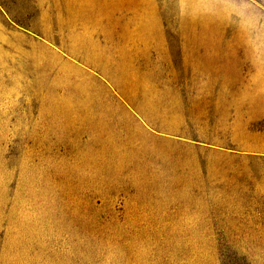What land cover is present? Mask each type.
<instances>
[{"label": "rangeland", "instance_id": "1", "mask_svg": "<svg viewBox=\"0 0 264 264\" xmlns=\"http://www.w3.org/2000/svg\"><path fill=\"white\" fill-rule=\"evenodd\" d=\"M0 264H264V0H0Z\"/></svg>", "mask_w": 264, "mask_h": 264}, {"label": "bare ground", "instance_id": "2", "mask_svg": "<svg viewBox=\"0 0 264 264\" xmlns=\"http://www.w3.org/2000/svg\"><path fill=\"white\" fill-rule=\"evenodd\" d=\"M71 14H72V13H71ZM69 23H70V22H69ZM77 70H78V69H77ZM61 72H62V71H61ZM74 72H75V71H74ZM76 72H77V71H76ZM78 74H79V73H78ZM82 74H83V73H82ZM82 74H81V75H82ZM76 75H77V74H76ZM73 76H74V75H73ZM77 76H79V75H77ZM46 77H47V76H46ZM60 77H61V76H60ZM62 77H64V75H63ZM65 77H66V76H65ZM70 78H71V77H70ZM78 78H79V77H78ZM52 79H54V78H52ZM64 80H66V78H65ZM70 80H72V79H70ZM77 80H78V79H77ZM77 80H76V81H77ZM83 80H86V78H85V79L83 78ZM42 81H43V80H42ZM79 81H80V80H79ZM87 81H88V79H87ZM14 82H15V81H14ZM14 82H13V83H14ZM57 82H58V81H57ZM66 82H67V80H66ZM70 82H71V81H70ZM70 82H68V83L70 84ZM83 82L85 83L86 81H83ZM87 83H88V82H87ZM75 84H76V83H75ZM78 84H80V83L78 82ZM81 84H83V83L81 82ZM43 85H45V84H43ZM85 85H87V84H85ZM85 85H83V86L85 87ZM39 86H40V85H39ZM63 86H64V85H63ZM66 86H67V84H66ZM75 86H76V85H75ZM87 86H88V85H87ZM91 86H93V85L91 84ZM78 87H79V85H78ZM84 87H83V88H84ZM42 88H43V87H42ZM83 88H82V87H81V88H76V89H72L71 91H69V90H68L69 88H67V92H69V94L71 95L70 99H71V98H74V99L77 101V100H79V99L81 100V99L85 98V97H83V96L86 95V94H88V93H90V92H88V90L85 91V89H84V91H83ZM90 89H91V88H90ZM94 89H95V88H94ZM24 90H25V89H24ZM28 90H29V89H28ZM32 90H33V89H32ZM76 90H78V91L76 92ZM91 90H92V89H91ZM92 91H93V90H92ZM94 91H96V90H94ZM92 93H93V92H92ZM49 94H50V93H49ZM51 94H52V93H51ZM90 94H91V93H90ZM97 94H98V93H97ZM53 96H55V95L53 94ZM88 96H89V95H88ZM93 96H94V95H93ZM96 96H98V95H96ZM50 97H52V96H50ZM48 98H49V97H48ZM59 98H60V97H59ZM86 98H87V96H86ZM86 98H85V100H84V99L81 100V102L83 103V101H86ZM90 98H92V97H90ZM94 98H95V96H94ZM98 98H99V96H98ZM54 99H55V98H54ZM57 99H58V98H57ZM57 99H56V100H57ZM60 99H61V100H60ZM60 99H59L58 102H55L58 106L54 103V101H56V100H53L52 98H49L48 100H46V103H43V105H45V107H47V109H48V107H50L49 110L47 111L48 114H51V115H52V113H53V115H54V114H57V113H56L57 111H58V112H60L59 110L64 111V110H65V107H69V103H68L66 100H64V99H62V98H60ZM65 99H67V98H65ZM87 99H88V98H87ZM100 100H101V99H100ZM95 101H96V100H95ZM98 101H99V99H98ZM78 102H79V101H78ZM88 102H89V101H88ZM91 102H92V101H91ZM91 102H90V103H91ZM53 104H54V105H53ZM76 104H77V103H76ZM92 104H93V103H92ZM92 104H90V106H91ZM99 104H101L100 101H99ZM78 105H79V104H78ZM78 105H77V106H78ZM84 105H85V104H84ZM84 105H82V107H83ZM90 106H89V107H90ZM94 106H95V105H94ZM97 106H98V105H97ZM59 107H64V108H59ZM74 107H75V106H74ZM78 107H79V106H78ZM86 107H87V106H86ZM86 107H85V108H86ZM89 107H88V108H89ZM91 107H92V106H91ZM99 107H100V106H99ZM88 108H86V109H88ZM93 108H94V107H93ZM94 109L97 110L96 107H95ZM100 109H101V108H100ZM80 110H83V109L81 108ZM88 110H89V109H88ZM88 110H87V111H88ZM104 110H105V109H104ZM104 110H103V111H104ZM66 111H70V109H68V110H66ZM85 111H86V110H85ZM87 111H86V112H87ZM89 111H90V110H89ZM98 111H102V110H98ZM106 112H107V111H106ZM47 113H46V114H47ZM83 113H84V112H83ZM90 113H91V112H90ZM58 114H59V113H58ZM81 114H82V113H81ZM59 115H60V114H59ZM87 115H88V114H87ZM57 116H58V115H57ZM64 116H65V115H64ZM64 116H63V117H64ZM81 116H82V115H81ZM83 116H85V115H83ZM79 118H80V117H79ZM84 118H85V117H84ZM91 119H92V117H91ZM91 119H90V120H91ZM83 120H84V119H82V121H83ZM90 120H89V121H90ZM79 121H80V119H79ZM89 121H88V122H89ZM92 121H93V120H92ZM73 122H74V121H73ZM80 122H81V121H80ZM83 122H84V121H83ZM83 122H82V123H83ZM86 122H87V121H86ZM88 122H87V123H88ZM98 122H99V121H98ZM121 122H122V121H121ZM84 123H85V122H84ZM89 123H91V122H89ZM89 123H88V124H89ZM95 124H96V123H95ZM95 124H94V125H95ZM118 124H119V123H118ZM122 124H123V123H122ZM125 124H126V123L124 122V125H125ZM90 125H91V124H90ZM120 125H121V123H120ZM92 127H93V126H92ZM95 127H96V126H95ZM118 127H119V126H118ZM120 127H122V126H120ZM123 127H124V126H123ZM135 127H136V126H135ZM126 128H127V127H126ZM101 129H102V128H101ZM93 130H94V129H93ZM95 130H96V129H95ZM101 131H103V130H101ZM96 136H97V135H96ZM101 136H102V135H101ZM100 138H101V137H99V139H100ZM102 139H103V138H102ZM95 140H97V139L95 138ZM105 140H106V139H105ZM111 140H112V139H111ZM116 140H117V138H116ZM92 141H94V140H92ZM97 141H100V140H97ZM97 141H96V142H97ZM102 141H103V140H102ZM113 141H114V140H113ZM113 141H112V142H113ZM118 141H119V140H118ZM96 142H93V144L95 145ZM109 142H110V141H109ZM120 142L123 144L122 141H120ZM120 142H119V143H120ZM101 143H102V142H101ZM97 144L99 145V142H98ZM103 144H106V142H105V143L103 142V143L100 144V145H103ZM100 145H99V146H100ZM106 146H107V145H106ZM108 146H109V145H108ZM113 146H114V144H113ZM117 146H118V145H117ZM119 146H120V145H119ZM115 147H116V146H114V148H115ZM120 147H122V146H120ZM120 147H119V148H120ZM92 148H93V147H92ZM107 148H109V147H107ZM112 148H113V147H112ZM112 148H111V150H110V149H107V151L109 150V152H110V151L112 152V150H113ZM115 149H116V148H115ZM115 149H114V150H115ZM98 150H99V149H98ZM98 150H97V151H98ZM116 151H117V150H116ZM109 152H108V153H109ZM99 153H100V152H99ZM113 153H115V152L113 151ZM118 154H119V153H118V151H117V153H116L115 155H118ZM124 154H125V153H124ZM94 155H96V154H94ZM94 155H93V156H94ZM97 155H98V153H97ZM105 155H106V154H105ZM111 155H112V153H111ZM108 156H109V155H108ZM113 156H114V154H113ZM99 157H100V156H99ZM118 157H119V155L117 156V158H118ZM124 157H125V156H124ZM131 157H132V156H131ZM102 158H103V157H102ZM107 158L109 159L110 157H107ZM107 158H106V159H107ZM112 158H113V157H112ZM114 158H115V157H114ZM125 158H126V157H125ZM129 158H130V157H129ZM85 159H86V158H85ZM85 159H83V160H85ZM91 159H92V158H91ZM94 159H96V157H95ZM99 159H100V158H99ZM120 159H121V158H120ZM80 160H81V159H80ZM86 160H88V159H86ZM89 160H90V159H89ZM110 160H111V159H110ZM110 160H109V161H110ZM121 160H122V159H121ZM96 161H97V159H96ZM96 161H95V162H96ZM104 161H105V160H104ZM112 161H113V160H112ZM116 161H117V160H116ZM122 161H123V160H122ZM125 161H126V159H125ZM127 161H129V160H127ZM131 161H132V160H131ZM83 162H84V164L86 163V161H83ZM107 162H108V161H107ZM107 162H106V163H107ZM91 163L93 164V162H91ZM112 163H113V162H112ZM119 163H120V162H119ZM122 163H124V162H122ZM125 163H127V162H125ZM128 163H129V162H128ZM136 163H137V162H136ZM81 164H82V163H81ZM96 164H97V162H96ZM99 164H101V163H99ZM99 164H97V165H99ZM120 164H121V163H120ZM120 164H119V165H120ZM82 165H83V164H82ZM109 165H111V164H108L107 166H109ZM121 165H122V164H121ZM126 165H127V164H126ZM84 166H86V165H84ZM88 166H89V164H88ZM90 166H91V164H90ZM90 166H89V167H90ZM117 166H118V165H117ZM130 166H131V165H130ZM132 166H133V165H132ZM105 167H106V165H105ZM113 167H114V166H113ZM113 167H112V168H113ZM101 168H102V167H101ZM101 168H100V169H101ZM106 168H107V167H106ZM112 168H111V169H112ZM114 168H115V167H114ZM119 168H121V167H119ZM105 170H106V169H105ZM98 171L101 172V170H98ZM103 172H104V171H103ZM103 172H102V173H103ZM105 172H106V171H105ZM105 172H104V173H105ZM108 172L110 173V170H108ZM108 172H107V173H108ZM111 173H112V170H111ZM100 175H101V174H100ZM106 175H107V174H106ZM110 175H111V174H110ZM110 175L108 176L109 178H110ZM112 175H113V174H112ZM112 175H111V177H112ZM113 178H115V177H113ZM113 178H110V179H113ZM105 180H106V179H105ZM101 181H102V180H101ZM103 181H104V180H103ZM108 181H109V180H108ZM100 183H103V182H100ZM104 183H105V185H106L107 182H104ZM104 183H103L102 185H104ZM108 184H109V183H108ZM108 184H107V185H108ZM98 185H99V184H98ZM151 185H153L154 187L156 186V185H154V183L151 184ZM157 186H159V185H157ZM152 188H153V187H152ZM137 189H138V188H137ZM153 189H154V188H153Z\"/></svg>", "mask_w": 264, "mask_h": 264}]
</instances>
